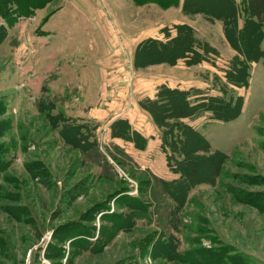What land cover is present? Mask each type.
<instances>
[{
    "label": "rangeland",
    "instance_id": "374dc122",
    "mask_svg": "<svg viewBox=\"0 0 264 264\" xmlns=\"http://www.w3.org/2000/svg\"><path fill=\"white\" fill-rule=\"evenodd\" d=\"M194 1L188 0L191 18L183 21H191L195 31L180 24L171 29L178 42L190 29L201 46L210 48L194 45L198 57L175 61L192 69L177 74L196 80L184 92L191 105L199 106L197 112L179 118L174 113L183 107L178 96H170L167 112L138 92L143 64L138 45L131 65L127 55H118V70L111 71L113 77L132 71L126 101L111 113L127 108L151 116L167 175L155 164L153 170L139 165L127 153L124 142L137 151L147 144L127 119L87 116L96 104L87 64L96 58L79 51L87 33L81 19L67 16L66 8L40 26L59 6L53 3L30 21L35 33L40 27L56 32L46 40L69 63L60 77V70H46L44 79L45 74L33 73L40 72V65L36 69L32 63V71L16 65V34L10 29L0 33V145L9 150L8 160L0 164V264H264V203L259 208L246 204L264 197V60L250 63L247 87L230 84L241 80L237 66L244 58L224 42L217 18L198 12ZM153 5L165 22L177 20L173 9L188 12L180 1L167 8L142 6ZM204 7L219 11L210 3ZM58 40L64 46H56ZM38 59L35 55L32 62ZM212 155L217 156L215 169L204 161ZM168 159L176 165L196 159V176L181 184ZM184 173L190 176L191 171ZM129 199L143 206L136 208ZM217 255H222L218 261Z\"/></svg>",
    "mask_w": 264,
    "mask_h": 264
},
{
    "label": "crops",
    "instance_id": "0c3cea01",
    "mask_svg": "<svg viewBox=\"0 0 264 264\" xmlns=\"http://www.w3.org/2000/svg\"><path fill=\"white\" fill-rule=\"evenodd\" d=\"M179 1L180 3H183L184 0ZM234 1L237 4L241 3V0ZM53 3H57L59 6L42 20V24L40 26L48 23L53 16L60 13L61 11H65L66 8L69 10L67 16H76L81 19V27L84 26V23L87 26L85 27L87 30L86 35L81 36V45L79 51L81 53V51L84 50L82 54H92L96 58L93 63L90 62L87 64L91 73L89 84L95 88L96 92V104L93 106V108H89L87 116L96 119H102L104 117L110 118L112 120H116L119 117L127 119L131 125L130 127L133 130H136L141 135V137L147 140V144L145 146L146 148L143 151H137L134 149L131 143L124 142V147L127 150V153L132 155V157L137 160L139 165H145L147 168L149 167L152 169L153 165L155 164L159 169L162 170V175L169 174L165 162L162 156L159 154L160 140L157 135V130L152 124L151 116L140 111L137 113H129L126 107V110L124 109L123 111L118 112L119 115L118 113H111V110H113L116 106L123 104V100L126 99L132 73L131 69H129V71L124 73L123 76L120 75L113 77L111 71L114 73L116 68L118 70V67L114 66L115 56L118 55H127L129 65H131L133 58H135V55L133 57V54L135 53L136 47L138 45L137 49L138 51L140 50V55L143 60V64L139 69L137 77V86L139 89L138 92L141 95L154 102V100H159V92L156 93L159 91V87H166L170 90H188V86H193V83H195L196 80L194 81L183 78L180 79L178 77L177 70L192 69H189L188 66H185L179 61L175 63V61L178 59L177 55L166 56L165 54L160 55L156 52L154 53L150 49L153 47V44H150V42H155V45L157 46L160 44H172L177 35L176 31L171 29L172 26L180 24L189 25L191 28H193V26L190 24L191 21H183V18H191L189 13L186 12V15H184L180 12V10L173 9L175 16L177 15L175 17L177 20L165 22L160 17L161 9L156 5H153V7H146L142 5H136L131 0H54ZM44 9L41 10V13L44 11ZM147 10L153 11L154 14L151 12L150 15H146ZM38 13H40V11ZM114 13H117V16H114ZM155 14H157V16ZM120 15H124L125 18L120 20ZM179 16L180 20H178ZM243 18V13H241L238 21L239 29L242 28ZM34 20L35 18H31L28 20V22L26 19L22 21L19 20V22L10 29L11 34H16V38L18 40V44L16 45L13 52V59H15L16 65L23 63V65H26V69L28 70L30 68L32 69V63L35 64L36 69L40 65V72L37 73L36 71H33V73H40V76L45 74L44 79H46V76L49 75V72H45L46 70H60V77L62 66L64 63H66V60L62 58L60 52L58 53L57 50L49 48V46H47L48 41L46 40L47 37L55 35L56 32H51L50 30L45 31L41 27L40 32L38 31L39 33H35V31L33 32L30 29V26L32 25L30 21ZM205 21L210 24V22L207 20ZM215 22L220 23L221 37L224 42L228 44L224 35L222 21L217 18ZM91 27L92 31L90 30ZM165 28L166 30L168 28V34L164 32ZM85 29L83 30V34L86 31ZM131 30H134L133 34H130ZM83 37L85 38V41H82ZM228 45L230 46V44ZM56 46H64V43L62 40H58ZM131 54L132 58L130 56ZM35 55L36 58L39 56V59L32 62V59ZM116 60L119 62L118 58H116ZM121 63L123 62L121 61L120 63H117V65L119 66ZM202 65L204 64H198L196 67L201 68ZM81 66V64L75 63L71 67L74 69L84 68ZM71 81H73V79H71ZM115 96L117 100L114 102L112 99ZM109 98L111 99L110 102H108ZM80 114V118H82V114L86 113L82 112Z\"/></svg>",
    "mask_w": 264,
    "mask_h": 264
},
{
    "label": "trees",
    "instance_id": "16d2710c",
    "mask_svg": "<svg viewBox=\"0 0 264 264\" xmlns=\"http://www.w3.org/2000/svg\"><path fill=\"white\" fill-rule=\"evenodd\" d=\"M54 0H0V17L2 19V25L0 26V33H4L8 29L13 28L20 20V18H32L36 16V14L49 6L51 3H53ZM136 5H143L147 3H153L162 6H172V5H178L179 0H131ZM194 1V0H193ZM184 9L185 12L188 11L190 13V9L188 8V0H184ZM208 3L211 4V7L214 9H218L219 11L217 13L212 12L213 9L205 8L204 5H208ZM194 7L197 5L200 10H197L198 12L206 13L209 16H214L216 18H219L223 23V31L226 40L228 43L233 46V48L237 49L238 53L242 55L244 60L242 59L238 62L237 68L239 69V72L242 73L241 80L238 81L236 79L228 80L230 84H233L235 87H247L248 80H249V65L253 62H258L259 60H264V49L262 48V43L264 41V0H241L240 4L235 3L234 0H197L194 1L192 4ZM243 13V25L242 28L239 29L238 27V21L240 14ZM187 36H184L183 43L180 41L178 42V39L175 38L172 44H160L159 46L155 45V42H150V44H153L150 49L155 53H166L170 52L169 55H177L178 58L183 56L184 59L190 60L193 57H198V55L195 53L197 52L194 49V45L200 46L202 49H209V46L207 44H202L195 40L192 30L187 29ZM236 42V43H235ZM182 48H179V44ZM238 44H241L244 51L243 53L239 50ZM140 51V50H139ZM140 54V52H138ZM155 55V54H153ZM140 55L138 56V58ZM142 59V57H141ZM176 59V58H174ZM232 78V77H231ZM163 88V95L160 94L161 89ZM158 98L159 100L153 103H156L155 107L157 110L165 109L167 112H170L172 109V106H170V101L172 96H178L179 99L182 101L183 107L178 108L174 113H178L177 117L179 118H187L190 116L187 113H195L197 112V109H195L199 106L197 105H191L188 102V98H186V92L184 91H175V90H169L165 87H161ZM164 93H167L168 96L164 95ZM164 96V99L163 97ZM171 96V97H170ZM221 102V105H220ZM219 105H223V100H218ZM207 109H210V107H207ZM218 111V110H217ZM1 114V113H0ZM154 114V113H151ZM155 117V114H154ZM168 117H165L164 119H167ZM169 119V118H168ZM112 131V130H111ZM199 133V132H198ZM171 134H175V131H173ZM200 135V133H199ZM177 134L175 136H172V140L175 141ZM171 137V136H169ZM175 143H177L175 141ZM8 152L9 150L7 148H3L2 145H0V164L8 160ZM217 158L216 155H212L206 158L204 160L210 167L213 165V169H215L214 164H216L215 159ZM198 161L196 159L191 160L189 163H184L181 160L177 161V164H175L174 161H172V164L170 163V159H168L167 165L171 172L180 174L181 178L178 181H181L180 183L183 184L184 180L191 179L192 177L196 176L195 167L197 165ZM217 165V164H216ZM178 166V167H177ZM190 170V176L185 175L186 170ZM212 172V169L210 170ZM256 198H259L257 200ZM135 200H130L128 203H131V205H135V207L143 206L141 203H135ZM262 202L264 203V197H255L252 198L251 201H248L250 206L259 208L262 205ZM143 208V207H142ZM134 215V214H133ZM135 216V215H134ZM165 247H167L166 243H163ZM164 247V248H165ZM215 256V255H214ZM214 256H211L213 259ZM218 258L216 260L218 261L219 258H221L220 255H217ZM210 264V263H209Z\"/></svg>",
    "mask_w": 264,
    "mask_h": 264
},
{
    "label": "built area",
    "instance_id": "2783aa9c",
    "mask_svg": "<svg viewBox=\"0 0 264 264\" xmlns=\"http://www.w3.org/2000/svg\"><path fill=\"white\" fill-rule=\"evenodd\" d=\"M24 20V18H20V21ZM23 67H19V70H22Z\"/></svg>",
    "mask_w": 264,
    "mask_h": 264
}]
</instances>
